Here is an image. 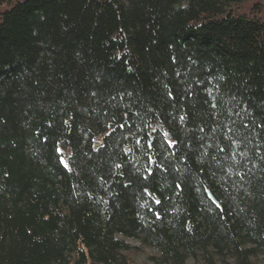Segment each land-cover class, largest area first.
Listing matches in <instances>:
<instances>
[{
  "label": "trees",
  "instance_id": "obj_1",
  "mask_svg": "<svg viewBox=\"0 0 264 264\" xmlns=\"http://www.w3.org/2000/svg\"><path fill=\"white\" fill-rule=\"evenodd\" d=\"M128 240L264 264V0H0V264Z\"/></svg>",
  "mask_w": 264,
  "mask_h": 264
},
{
  "label": "rangeland",
  "instance_id": "obj_2",
  "mask_svg": "<svg viewBox=\"0 0 264 264\" xmlns=\"http://www.w3.org/2000/svg\"><path fill=\"white\" fill-rule=\"evenodd\" d=\"M127 243L133 247H138L136 251V255H135V259L138 262H147L148 264H155V262L149 260L150 256H153L155 254H157V252L153 249H149V248H143L140 245V242L135 241V240H128ZM222 264H231V261L228 260L227 262H222Z\"/></svg>",
  "mask_w": 264,
  "mask_h": 264
},
{
  "label": "snow or ice",
  "instance_id": "obj_3",
  "mask_svg": "<svg viewBox=\"0 0 264 264\" xmlns=\"http://www.w3.org/2000/svg\"><path fill=\"white\" fill-rule=\"evenodd\" d=\"M120 127H124V125H120ZM137 144H139V141H137ZM169 144H170V146H171L172 142L170 141ZM149 146H150V145H149ZM57 152L60 153V152H62V150L58 148V149H57ZM61 162L64 163L63 160H62ZM65 167H67V164H66V163H65Z\"/></svg>",
  "mask_w": 264,
  "mask_h": 264
},
{
  "label": "water",
  "instance_id": "obj_4",
  "mask_svg": "<svg viewBox=\"0 0 264 264\" xmlns=\"http://www.w3.org/2000/svg\"><path fill=\"white\" fill-rule=\"evenodd\" d=\"M208 192V196L214 201V202H217V200L214 198V196L212 195V193L210 191H207Z\"/></svg>",
  "mask_w": 264,
  "mask_h": 264
}]
</instances>
